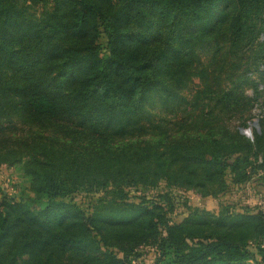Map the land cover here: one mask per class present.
Wrapping results in <instances>:
<instances>
[{"label":"trees","instance_id":"1","mask_svg":"<svg viewBox=\"0 0 264 264\" xmlns=\"http://www.w3.org/2000/svg\"><path fill=\"white\" fill-rule=\"evenodd\" d=\"M262 93L264 0H0V162L36 195L0 185V264H264V210L171 216L174 188L264 166V127L240 131ZM19 115L72 140L15 137Z\"/></svg>","mask_w":264,"mask_h":264},{"label":"rangeland","instance_id":"2","mask_svg":"<svg viewBox=\"0 0 264 264\" xmlns=\"http://www.w3.org/2000/svg\"><path fill=\"white\" fill-rule=\"evenodd\" d=\"M207 48L204 49L206 51ZM205 56V55H204ZM200 84L199 79L196 77L192 84V89L198 88ZM248 96L254 95V89L247 86L246 92ZM238 115V114H237ZM233 120H236V116ZM239 116V115H238ZM15 119L10 123L12 134L16 136H24L25 134H40L46 135L53 134L57 137L62 138L65 141L71 142V135L69 133H63L56 131L54 126L45 127L41 124L30 122L27 118L19 115L14 116ZM257 121V124L255 122ZM239 123V121H237ZM249 125L244 127L245 129L251 128L253 136L245 134L246 136L254 139L255 129L261 131L262 126L264 127V93L260 97H257L254 107L252 108V117L248 119ZM10 132V134H11ZM264 150V140L262 141ZM250 161L248 169L251 168L252 162H254L253 169L247 171L251 177L247 182H236V177L231 172H228L226 186L222 187L220 192L214 195L202 196L195 190L182 191L174 188L171 192L179 198L175 199L173 203L174 209L171 213L172 219L175 221L182 220L186 215L187 203L190 207L205 208L215 213L219 212L223 208H233L238 210H246L250 212H256L258 210H264V166L258 167L255 163L256 157L254 158L253 152L249 151ZM262 156L263 151L257 153ZM26 160L29 157H25ZM17 159V160H16ZM25 160V159H24ZM26 166L23 161H20L19 157L10 159L8 161L0 162V185L1 190L10 198L16 199H27L32 200L36 195L31 187L29 178L25 174ZM165 191V186L159 185L155 189L151 190L150 194H156ZM102 194V193H101ZM82 195H77V200H82ZM251 248L255 250V245L252 242ZM143 255L139 258L141 264H153L155 259V251L150 246L141 248Z\"/></svg>","mask_w":264,"mask_h":264},{"label":"water","instance_id":"3","mask_svg":"<svg viewBox=\"0 0 264 264\" xmlns=\"http://www.w3.org/2000/svg\"><path fill=\"white\" fill-rule=\"evenodd\" d=\"M255 124H257V121L255 122ZM240 131L244 134H248L250 136H253V133H252V129L251 128H248V129H245L244 127H240Z\"/></svg>","mask_w":264,"mask_h":264}]
</instances>
